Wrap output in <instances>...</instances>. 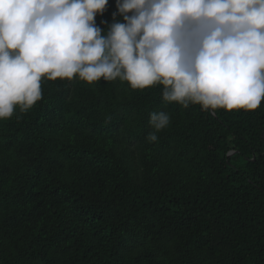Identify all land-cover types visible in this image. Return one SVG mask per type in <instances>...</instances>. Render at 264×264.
Masks as SVG:
<instances>
[{
	"label": "trees",
	"instance_id": "trees-1",
	"mask_svg": "<svg viewBox=\"0 0 264 264\" xmlns=\"http://www.w3.org/2000/svg\"><path fill=\"white\" fill-rule=\"evenodd\" d=\"M117 11L108 0L102 32ZM41 88L0 121V264H264V100L205 111L165 104L162 85ZM153 111L171 124L150 143Z\"/></svg>",
	"mask_w": 264,
	"mask_h": 264
},
{
	"label": "clouds",
	"instance_id": "clouds-1",
	"mask_svg": "<svg viewBox=\"0 0 264 264\" xmlns=\"http://www.w3.org/2000/svg\"><path fill=\"white\" fill-rule=\"evenodd\" d=\"M108 0H0V121L30 110L41 82L162 85V100L205 111L264 100V0H116L106 32L95 23ZM123 18V22L117 19ZM103 23H107L104 21ZM147 140L171 124L150 113Z\"/></svg>",
	"mask_w": 264,
	"mask_h": 264
},
{
	"label": "water",
	"instance_id": "water-1",
	"mask_svg": "<svg viewBox=\"0 0 264 264\" xmlns=\"http://www.w3.org/2000/svg\"><path fill=\"white\" fill-rule=\"evenodd\" d=\"M232 154V153H231Z\"/></svg>",
	"mask_w": 264,
	"mask_h": 264
}]
</instances>
